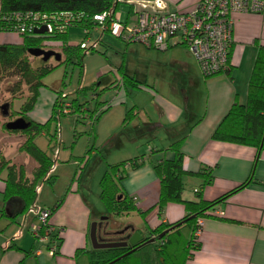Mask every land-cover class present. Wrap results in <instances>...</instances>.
<instances>
[{
	"label": "crops",
	"instance_id": "1",
	"mask_svg": "<svg viewBox=\"0 0 264 264\" xmlns=\"http://www.w3.org/2000/svg\"><path fill=\"white\" fill-rule=\"evenodd\" d=\"M198 1L124 0L122 4L127 5L128 10L131 5L133 12L142 8L187 12ZM119 16L122 17L121 13ZM231 18L232 43L229 49L228 71L225 73L203 77L194 56L180 42L178 36L168 38V47L165 50L142 44L145 48L167 53H163V61L155 62L160 68L157 73L160 78L155 79L154 86L149 87L146 84L145 76L141 81L144 84L137 88L150 100L133 102L131 107L135 108L137 116L129 126L151 124L149 128L158 137L153 140L157 145L156 149L167 145L164 140L170 141L173 137L186 133L181 146L184 170L197 173L207 169L212 176L211 182L203 185L201 176H184L182 198L195 199L194 192L199 189L203 199L213 200L248 179L243 187L216 205L222 212L221 215L204 218L198 238L199 248L193 252L186 264H264V148L258 152L254 147L210 138L212 130L233 101L236 99L243 103L246 100L248 80L257 49L264 45V9L259 12H233ZM120 31L121 29L117 37ZM20 42L21 36L18 34L0 31V43ZM128 43L130 42H125V47ZM52 49L59 50V45L53 44ZM182 50L188 52V55ZM115 75V79L119 80L118 72ZM100 76L104 82H108V77L97 75L98 78ZM159 82L161 85H158ZM43 87L39 89L36 104L29 112V118L40 123L49 117L54 100V92ZM159 89L163 91L160 92ZM108 93L113 97L111 101L106 102V113L113 108L118 110L115 119L116 123L120 124L115 125H119L120 129L130 91L112 86ZM4 105L0 106L2 116L6 114ZM114 133L110 129L106 136H112ZM138 140L144 141V144L138 145V149H131L125 156L117 153V156L121 157L118 159L120 161L144 154V163L136 168L126 167L123 178L119 180L121 190L133 198L136 210L115 216L110 225L111 221L108 222L109 219L102 216L103 212L96 203L89 201L82 193L79 183L82 173L79 172L77 176V161L68 162L71 157L69 154L64 156L65 162L54 163L52 174L55 180L46 189V199L42 203L43 207L51 210L48 223L54 227L53 234H57L56 250L52 255L48 252L49 242L39 241L34 237L33 226L37 224V220L32 213L26 211L12 217L5 211L7 206L9 211L15 213L20 204L18 201H12L11 208L8 201H5V172H2L0 264H91L89 251L93 248L89 231L93 221H97L99 226L104 225L102 229L98 226L99 237L103 234L107 237L104 227L113 229L110 230L112 232L122 231L117 234L124 237L135 234L138 229L143 231V236H149L150 229L182 219L185 210L179 203H168L161 211L154 206L159 193V179L152 168L151 159L170 157L171 153H152L150 149L154 146L153 142H147L143 136L129 141L135 143ZM55 153L59 156L60 149H54L53 155ZM107 155H110L109 150L103 157L98 149H92L84 163L81 162L78 167L81 169L83 163L85 168L91 158L94 159L89 171L101 167L103 158ZM113 163L116 162L107 161V165ZM35 200L37 202V199ZM36 202L34 201V204ZM130 215L135 218H129Z\"/></svg>",
	"mask_w": 264,
	"mask_h": 264
},
{
	"label": "trees",
	"instance_id": "2",
	"mask_svg": "<svg viewBox=\"0 0 264 264\" xmlns=\"http://www.w3.org/2000/svg\"><path fill=\"white\" fill-rule=\"evenodd\" d=\"M124 0H0V31L13 32L21 36L19 44L0 43V80L14 77L12 86L7 89L10 101L6 105V122L1 126L9 133L19 132L23 136V144L20 150L36 162V167L32 169L31 177L26 175L23 165L16 166L4 157H0V174L5 172L3 195L5 201L12 197H18L22 201L21 210L12 217L25 213L34 203L38 183L47 182L52 185L55 176L52 174V166L56 160H52L48 154L40 149L35 143V137L40 134L49 133L51 123L55 126L62 116L73 114L77 119H87L90 126L94 121L107 110L108 105L96 100L93 110H89L82 104H78L76 99L67 100V94L60 89L52 88L54 100L52 102L49 117L44 122H35L29 118L39 95V89L44 86L42 78L54 67L61 63L72 64L82 67V58L87 53L96 51L95 47L83 48V40L90 35V32L98 26L94 20V15L112 9L118 11L119 5ZM126 17L133 12L132 6ZM18 13H38L51 19L62 12H68L77 16L71 25L63 30L55 27L51 32L44 29L43 32H36L42 26L31 27L30 30L18 32L13 25L17 24L13 14ZM8 15L13 19L6 22L2 17ZM126 19V18H125ZM51 21H53L51 19ZM33 22V21H31ZM75 26L84 30V38L76 44L68 42L69 28ZM105 29L103 32H109ZM119 37V36H118ZM59 45L60 60L55 61L52 57L43 61L41 57L32 56L28 53L30 48H41L53 50V44ZM127 43V42H126ZM38 58L41 62L33 66L29 57ZM53 59V63L51 62ZM228 71V69L226 70ZM225 71V72H226ZM117 72L119 80L115 79L105 84L111 88H123L125 91L137 89L144 84L134 76H130L125 71L124 61L118 66ZM103 82L102 76L99 77ZM26 89V90H25ZM26 93V94H24ZM95 96L93 95V98ZM19 99L17 109H13V100ZM69 102L68 112H64V103ZM137 116L134 107H129L124 113L121 127L114 135L115 146H120V135L127 134L128 140L139 139L143 136L147 142L158 138L151 130V124L142 126H129L131 121ZM16 118H22L28 123L27 127L21 130L7 129L5 124ZM150 127V128H149ZM149 128V129H148ZM48 135V134H47ZM186 137V133L173 137L170 142L156 149L151 146V152L169 151L170 157L161 156L155 160L151 159L152 168L159 179V193L154 206L159 211L168 203H179L185 210L182 219L171 224H160L149 230V236H143L142 230H136L137 238L140 240L127 246L91 249L89 259L91 264H186L194 251L199 248V241L193 236V231L197 225L198 218L218 217L209 211L216 208V205L227 198L231 193L243 187L248 179L236 188L213 199L202 198L200 190H195V199L186 200L182 198L184 190V176L196 175L203 178V184H208L212 180L209 170L190 173L182 166L183 153L181 146ZM53 140L56 133L52 134ZM210 138L216 141L229 142L238 145L254 147L258 152L264 148V45L259 46L254 59L252 70L249 76L246 100L243 103L236 99L230 105L226 114L212 130ZM144 154L108 165L101 179V199L104 201L107 210V218H112L122 213L136 210L134 200L126 195L119 186V180L123 178L126 167L136 168L144 163ZM143 214V213H142ZM113 231V229H111ZM116 231V230H115ZM163 233L162 236H160ZM107 234V233H106ZM136 238V239H137ZM124 239L117 232L107 234L104 241H116Z\"/></svg>",
	"mask_w": 264,
	"mask_h": 264
},
{
	"label": "rangeland",
	"instance_id": "3",
	"mask_svg": "<svg viewBox=\"0 0 264 264\" xmlns=\"http://www.w3.org/2000/svg\"><path fill=\"white\" fill-rule=\"evenodd\" d=\"M127 11V5H119L118 13H121L122 20L125 19ZM132 16L133 15L131 14L129 17L130 20H132ZM120 29V26L113 32H102L99 28L93 29L90 32L89 38L90 43L97 42L95 45L97 47L96 51L87 53L83 56L81 63L82 67L65 63H61L54 67L42 78L45 89L46 87L51 90L52 88L60 89L67 94L68 101L76 99L78 104L84 105L91 111L95 107L96 100L102 103H104V101L109 102L112 100L113 96H110L108 93L110 88L105 84H108L115 79L117 68L122 61H124L125 71L128 75L134 76L140 81H143L145 76H147L146 84L149 87L154 86L155 79L160 78V75L157 74L160 72V68L157 67L155 62L163 61V56L165 55L163 53L166 51L148 49L137 42H130L127 47H125V42L120 37H117V33ZM68 33V42L70 44H76L84 38V30L80 27L72 26L69 28ZM57 51L59 50L56 49V52ZM182 52H185L184 54L188 55V52L185 50H182ZM29 60L32 61L31 63L33 66H36L41 62L38 58H32V56L29 57ZM53 61L54 60L51 59L52 63ZM99 74H102L103 77H108V82L103 81L99 84L100 79L97 77ZM172 76L173 75L170 77L172 78ZM14 80V77L0 80V106L1 104L7 105L11 100L7 89L12 86ZM158 85H161V82H159ZM129 91L130 93L125 104L126 108L131 107L136 100H150L148 96H145L137 89ZM162 91L163 90H160V92ZM93 95L95 96L94 98ZM18 105L19 99H14L12 108L17 109ZM106 112L107 111L103 112L97 120L94 121L93 126H90V122L87 119H77L73 114L62 116L56 126L54 123L50 124L49 133H47L48 135L40 134L35 137L36 145L44 150L52 160L55 158L53 150L60 149L59 156L56 155L57 163L65 162L63 159L64 156L70 154L71 157L68 158V162L77 161L76 164L80 165L81 162L84 163L85 158H87L92 149H98L103 157L108 150L110 151V155L103 158L102 165L101 167L98 166L99 168H93L89 171V167L92 165L94 158L89 160L85 168L83 167V163L81 169H79V165L76 166L77 176L79 172L82 173L79 179L82 193L89 201L92 200V202L96 203L97 207L103 212L102 216L105 217L107 216V208L100 196V182L105 170L109 167L107 161L118 163L120 162L118 159L121 158L120 156H117L118 154L125 156L131 149H138L140 143L144 144V141L142 142V140L133 143L127 139V134H124L120 135L121 144L116 147V141L113 137L119 131V125H115L120 124L116 123L115 119L118 110L113 108L110 112ZM6 119L5 116L1 115L0 111V157H4L7 161L16 166L23 165L26 170V175L30 178L32 169L36 167V162L24 151L20 150V146L23 144V136H21L19 132L9 133L2 128L1 125L7 121ZM110 129L115 133L112 136L110 135L111 137H107L106 134H108ZM54 131L56 133V139L53 140L52 134ZM152 142L154 147H157L153 140ZM163 142H167L168 144L170 141L164 140ZM123 160L124 159L121 161ZM23 162L25 163L23 164ZM38 185H40L36 196L38 203L35 200V206L43 207L42 203L44 199H46L45 192L49 184L47 182H39ZM13 200L18 201L16 199H12L11 201ZM11 201L10 204L12 205ZM129 218H135V216L132 217L130 215ZM110 224L111 222L109 225Z\"/></svg>",
	"mask_w": 264,
	"mask_h": 264
},
{
	"label": "built area",
	"instance_id": "4",
	"mask_svg": "<svg viewBox=\"0 0 264 264\" xmlns=\"http://www.w3.org/2000/svg\"><path fill=\"white\" fill-rule=\"evenodd\" d=\"M264 9L262 0H199L194 7L187 12H171L160 10L139 9L132 12V20H122L118 11L109 9L100 14L94 15V20L102 32L105 29L113 31L119 26L121 31L119 37L124 42H138L148 47L165 50L168 47V38L178 36L180 42L190 50L197 62L198 68L203 77H211L219 73H225L228 69L229 49L232 43L231 14L233 12H259ZM6 22L15 19L17 24L13 25L14 30L24 32L31 27H38V24L46 31L51 32L55 27L63 30L77 19L76 15L62 12L51 19L38 13L26 12L2 17ZM33 21V22H31ZM95 28V29H96ZM90 36V35H89ZM86 37L81 47H95L97 44L90 43ZM70 103H64V112H68ZM57 153L54 154L56 160ZM54 166V165H53ZM53 166L51 169H53ZM38 185L36 192L39 190ZM27 212L34 215L37 224L33 226V234L39 241H47L49 254L56 250L57 234H53L54 227L48 223L51 210L45 207L35 206L33 203ZM213 215H221L222 212L214 208L209 211ZM203 218L197 219V225L193 231L195 239L201 233Z\"/></svg>",
	"mask_w": 264,
	"mask_h": 264
},
{
	"label": "water",
	"instance_id": "5",
	"mask_svg": "<svg viewBox=\"0 0 264 264\" xmlns=\"http://www.w3.org/2000/svg\"><path fill=\"white\" fill-rule=\"evenodd\" d=\"M44 29H45L44 27H41L40 29H37L36 32H38V33L43 32ZM28 53L32 56L41 57V59L43 61H46L51 57L55 61H58L61 58L59 52H56L54 50H44L41 48H30V49H28ZM4 108H5V112L7 114L6 105H4ZM6 114L4 116H6ZM27 125H28V123L26 121H24V119H22V118H16V119L9 121L5 124L6 128L11 129V130H21V129L26 128ZM12 199L18 200V203L20 204V206L17 208V211L15 213H13L12 211H9L7 206L5 207V211L9 212V215L14 216L15 214H17L21 210L22 201L18 197H12L8 200L9 204H10V201ZM13 201H15V200H13ZM11 208H13V204L11 205ZM98 226H99V223L97 221H93L91 223V226H90L89 237H90V241H91V245H92L93 249H103V248L127 246L128 244H134L136 241L140 240V238H137V235L135 233L133 235L124 236V239H120V240H116V241H104L103 239H100V237L98 236V233H97ZM110 230L111 229L109 227L108 228L104 227L105 233L108 234V233L112 232ZM114 232L118 233V232H122V231H114ZM162 235H163V233L160 236H162ZM135 237L137 239H134Z\"/></svg>",
	"mask_w": 264,
	"mask_h": 264
},
{
	"label": "flooded vegetation",
	"instance_id": "6",
	"mask_svg": "<svg viewBox=\"0 0 264 264\" xmlns=\"http://www.w3.org/2000/svg\"><path fill=\"white\" fill-rule=\"evenodd\" d=\"M103 226H104V225H103ZM103 226H101V225H100V226H99V228H101V229H102V227H103ZM100 237H101L100 239H103V240H105V238L107 239V237H105V235H104V234H103V236L101 235ZM134 239H136V237H135Z\"/></svg>",
	"mask_w": 264,
	"mask_h": 264
}]
</instances>
